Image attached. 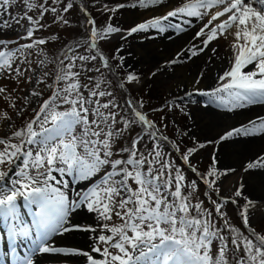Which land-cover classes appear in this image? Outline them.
I'll list each match as a JSON object with an SVG mask.
<instances>
[{
    "label": "snow or ice",
    "instance_id": "1",
    "mask_svg": "<svg viewBox=\"0 0 264 264\" xmlns=\"http://www.w3.org/2000/svg\"><path fill=\"white\" fill-rule=\"evenodd\" d=\"M14 2L26 11L23 17L3 20L0 36L13 20L19 24L22 18L35 25L26 30L31 42L16 48L9 47L12 41L0 38V76L15 75L19 79L25 71H33V76L36 73L30 68L22 71L17 61L29 63L27 50L48 41L32 39L34 31L46 27L28 15L37 5L32 0H2L3 10ZM161 3L163 0H132L130 4L117 3L112 8L105 5V10L148 8ZM73 6L72 0H68L63 12L67 13ZM39 8L41 18L51 11L56 13L54 21L69 24L56 7L49 9L40 4ZM80 10L90 26L88 39L84 41L88 54L76 51L82 47L79 41L66 45L57 57L54 73L43 72L35 80L36 85L46 83L51 75L52 83L47 85L50 95L39 103L38 110H33L34 116L21 128L10 136L0 137L3 146L0 148V221L7 229L13 251L18 240L28 242L27 254L17 256L16 264H35L36 253L81 256L84 264H264V230L257 232L251 225L256 212L264 209L244 195L243 183H238L230 195L219 196V178L235 173L236 169H218L214 152L212 164L205 173H200L190 162L198 148L189 147L181 152L179 144L173 142L180 159L207 189L203 195L213 208L205 207L203 200L196 199L200 183L197 179L189 181L183 169L163 151V143L169 138L142 111L143 102L127 97L126 107L121 108L116 101L109 87L111 81L101 72V68L111 72L109 58L98 46L100 40L122 31L131 36L172 29L179 35L189 28H198L192 39H199L202 46L193 43L177 52L176 58L169 61L176 64L185 56L191 59L204 52L234 28L230 33L233 40L231 54L226 58L227 67L221 69L216 86L197 91L209 97V103L228 112L264 105V0H184L166 14L139 22L128 30L111 23L98 28L86 8ZM57 39L52 36L53 41ZM211 51L215 54L217 49ZM38 55L43 56L38 60L39 66L50 63L42 48H38ZM119 59L122 62L124 58ZM98 60L100 67H88ZM93 71L99 76L89 75L87 82L82 83L81 76ZM33 76L27 78L29 83L33 82ZM138 79L132 72L126 75L128 83ZM118 87L124 89L125 82H120ZM0 94L5 99L11 95L3 86ZM42 95L34 87L25 96V105L32 103L30 97L39 100ZM23 111V108L18 110ZM0 119L10 122L6 112L0 113ZM133 126H139L141 131L130 143L119 146ZM260 135H264V116L230 127L215 143ZM16 161L20 164L16 165ZM14 165L16 170L10 178ZM243 171H264V154L248 160ZM53 173L59 174V178ZM98 176L99 179H94ZM65 177H70L71 182ZM82 181L92 182L85 188L74 189V195H70L72 184ZM213 195L219 199H213ZM19 199L32 216L30 224L21 216ZM229 203L237 205L244 230L231 223L225 210ZM213 209L218 220L213 219ZM80 212L92 215L93 223H73V216ZM113 217L119 222L114 223ZM73 231L89 234L87 250L56 246L52 240Z\"/></svg>",
    "mask_w": 264,
    "mask_h": 264
},
{
    "label": "rangeland",
    "instance_id": "2",
    "mask_svg": "<svg viewBox=\"0 0 264 264\" xmlns=\"http://www.w3.org/2000/svg\"><path fill=\"white\" fill-rule=\"evenodd\" d=\"M83 1L86 4L85 6L82 0H72L74 4L73 8L70 9L67 13H64L63 6L68 2V0H59V3H57L56 0H32V2L37 5V7L31 11H28V15H31L34 21L38 20L40 21V23L46 25V27L39 28L38 30H36L32 39L43 38L48 41V43H46L45 45L38 46V48L43 49V55L49 58L50 63H48L44 67L39 66L38 60L43 58V56L38 55V48H33L31 50H27V52L25 53L27 55L29 63H22L20 61L17 62L20 63L22 71L24 69L29 68L34 70L36 73L35 76H33V71H25L23 76L19 79L15 75L11 77L0 76V86L6 87L8 93L11 94L8 99H5L4 95L0 94V113L6 112L10 117V122L8 120L0 119V137L10 136L12 131L21 128L27 121H29L34 116L33 110H38L39 103H41L43 99L47 98L50 95L51 90L48 88L47 85L52 83L53 77L50 75L46 78V83H42L39 85L35 84V80L43 72H48L50 74L54 73L56 67L55 52L57 50H60L61 45H63L65 42H67V44L65 45H68L69 43H75L79 41L82 47L77 49L76 51H78L80 54H88L87 51H85V48L87 46L84 44V41L88 39V28L90 26L86 25V19H83L80 16L77 11V8H86L87 12L90 9V11L88 12L90 16L92 17V12L96 16V18L100 20L98 28H103L108 23H111L114 26L120 27L122 30H128L136 24V22L132 19H127L124 17L130 10L134 9L132 7H125L119 9L116 12H109L105 10V5H107L108 8H112L117 3L130 4L132 0ZM180 2L182 1L177 0V3L175 5L180 4ZM40 4H44L49 9L52 7H56L60 15H62L65 19L69 21V24L63 25L59 21H54L56 13H52L51 11L44 13L43 17L41 18V10L39 8ZM3 8L4 6L2 5V0H0V16H2V19L0 18V24H2L3 20H7L13 17H23L24 11H26V9L17 6V3L15 2L7 6L6 11H4ZM29 27L35 28V25H33L32 22L22 18L20 19L19 24H17L15 20H13L11 27L4 29L3 35L0 36V38L12 41L13 43H11L9 47L16 48L19 45L31 42V40L26 37V30ZM52 36H57L58 39L53 41ZM122 36H124L123 39ZM137 39L142 40L143 38H139L138 36L135 37L133 35L127 36L126 31H122L121 33L111 34L110 37L100 40L98 42L100 50L106 57L109 58V62L111 65V72H109L108 69L104 68H101V72H103L104 77L107 80L111 81L109 87L113 91L116 97V101L121 105V108L126 107L125 101L127 97H131L134 100L143 102L142 111L146 113L151 120L158 123L161 133L165 136H168L169 138L167 142L163 143V151L170 154L174 163L183 169L189 181L193 179L198 180V177L189 169L188 165L180 159V153L175 151L173 147V142L179 144L181 152L186 151V149L189 147L198 148V151L190 157L191 164L197 168L198 172L205 173L207 171L209 166L212 164V155L214 152L216 153L218 160L216 167L222 170L223 167L219 164V158H222V153L220 150L222 148H225V146H228V144L230 143V145H233V142H235L237 138L220 142L217 144L215 143V141H217L219 139V136L229 128L224 127L223 130L215 132L211 131V122L209 120H205L199 123L197 122V120L200 119V115L202 114L205 107L212 105L216 107V105L214 103H209L208 99L201 101L194 100L193 98H184L182 96L181 91L177 90L173 85L175 84L176 78H174L171 74L173 66V64L171 63L162 62L156 65L154 62L144 60L142 62H139L138 64H133L132 45ZM193 43H195L197 46H202L199 39L193 40L191 44ZM211 44L215 45V49H217V51L215 54L211 53L210 55H213L212 57H215L216 55V59L220 56V53L222 54V52L227 50L230 46L226 40L220 41L217 45L216 41L212 42ZM117 49H119L118 53ZM28 53H30V55ZM93 54L95 53L93 52ZM121 56L124 58L122 62L119 59V57ZM209 60L210 57H207L204 60V65H202L201 67L206 66ZM185 61L187 62L186 58H183L180 63H184ZM88 67H100L99 60L95 62V64L89 63ZM129 72H132L137 75V77L139 78L138 81L128 83L126 81V75ZM153 73L155 74L153 75ZM89 75L99 76V73H96L94 71L90 73H85L81 76V82L86 83L87 76ZM29 76H33L32 83L28 82L27 78ZM120 82H125L124 89H120L118 87ZM34 87L36 91L42 92L43 95L40 97L39 100L30 97L32 103L26 106L24 98L26 95H28L29 92L33 90ZM144 87L150 89L149 93H145ZM12 104H15L16 107L13 108L11 106ZM21 108H23L24 111L22 113H19L18 110ZM220 110L223 109L219 108V111ZM162 117L163 119H161ZM140 131L141 129L139 126H133L130 129V132L125 135L124 139L120 141L119 146H123L124 143H130L131 138ZM13 140L15 141V138H13ZM145 141H147V137H145ZM209 141H212V143H209ZM199 144H204L205 147L199 148ZM2 147L3 146H0V148ZM140 147L143 149V144H141ZM148 147H151L150 143H148ZM262 148L263 146L261 147V149ZM228 159L231 160L230 158ZM19 164L20 161H16V165ZM232 168L235 169L236 167L232 166ZM15 170L16 166L14 165L10 172V178L11 175L15 172ZM100 175H103V172H101ZM240 177L241 175L240 172L237 171V168L235 171V179H237L238 182H231L229 181V179H224L225 176L220 177L218 186L221 191L219 193V196L230 195L234 191V188L238 186ZM65 178L69 179V181L71 182L70 177ZM94 179H99V176L95 177ZM91 182L92 181L78 182L79 184H77V186H72L71 189H69L68 191L70 195H74V189L85 188ZM243 182V184L245 185L246 180H244ZM198 183H200V192L197 193L196 199L203 200L204 206L209 209H212L213 206L211 205L210 201H208V199L203 195V193L207 191L206 187L199 180ZM257 185L258 184L253 183L249 186H251L252 188H257ZM244 195L249 196V198L252 199L255 193L244 192ZM213 199H219V197L213 195ZM239 202L242 204L243 200L240 199ZM22 203L23 200L19 199L18 204L20 205V209ZM225 210L231 218V223L236 225L241 230H244V226L241 224L240 219L238 218L237 205L229 203L226 205ZM25 213H23L22 211L21 216L24 218V221L26 223L30 224L32 217L30 213L27 212L26 208ZM73 218V223H80L84 225L93 223L92 215L87 217L85 216L83 219H78L75 216H73ZM213 219L218 220V218L215 216L214 209ZM113 222L118 223L119 221L116 217H113ZM251 225L257 230V232L264 230V211L260 214H257V216L255 215L251 219ZM73 232L75 233V235H89L88 233L81 231ZM68 234L73 235V233L57 235L53 237L52 240L55 238L53 242L56 246H71L69 243L63 242L65 240L64 237ZM87 240L83 242L82 245L78 244L72 247L87 250V244L89 243V241ZM27 247V241L21 243L18 240V251L26 252ZM215 250L216 244L214 243L213 252H215ZM43 255H46L44 256L46 258L49 257V255L51 256L53 254ZM68 256L69 257L65 260H60L58 259V256H56L55 259L51 258L38 260L37 262H35V264H84L83 257L72 255Z\"/></svg>",
    "mask_w": 264,
    "mask_h": 264
},
{
    "label": "bare ground",
    "instance_id": "3",
    "mask_svg": "<svg viewBox=\"0 0 264 264\" xmlns=\"http://www.w3.org/2000/svg\"><path fill=\"white\" fill-rule=\"evenodd\" d=\"M179 1L182 2L177 5H175L177 0H163V3L156 6H151L148 8H134L133 10H130L124 17L127 19H132L137 24L154 16L166 14L168 10H172L184 2V0ZM1 17L2 16H0V18ZM193 23L196 24L197 22L193 20ZM216 23H218V21ZM196 30H198V28H189L187 32L181 33L179 35H177L172 29H168L165 33H159L157 30H150L148 32L133 34L135 37L138 36L139 38H143L142 40L137 39L132 45L133 64H138L144 60L154 62L156 65L162 62L169 63V61L176 58L177 52L191 47V43L193 42L192 37ZM234 31L235 29L233 28L229 30L225 36L216 39V45L222 40H226L230 45L233 40V36L230 33ZM212 48H215V45L210 44L209 48L205 49L204 52L192 57L191 59H188L187 56H185L184 58H186L187 62L185 61L184 63H180V61L176 64H173L171 74L174 78H176L175 84L173 85L177 90L181 91L184 98H193L194 100L201 101L207 99L210 100L209 97L200 95L197 89L209 90L211 87L213 88L216 86L217 76L221 73V69L227 67L226 58L231 54L229 51V46V48L223 51L222 54L220 53V56L216 59V55L215 57L210 55L213 53L211 51ZM207 57H210L209 62L206 64V66L201 67L204 65V60ZM201 73H203L202 76ZM197 81H199V83H196ZM187 93H192V95L189 96ZM216 108L217 107L213 105L205 107L202 114L200 115V119L197 120L198 123L209 120L211 122V131L215 132L223 130L224 127L230 128L241 123H245L251 119L264 116V105L252 106L233 112H228L223 108V110L219 111V108ZM233 143V145H230V143L228 146H225V148L220 150L222 153V158H219V164L223 167L222 170L232 168V166L236 167L237 171H239L241 175L239 183H244L243 181L246 180L243 191L246 193H255L252 199L256 201L259 209H264V171H243V166L248 160L264 153V135L249 138H237V140ZM262 146L263 148L261 149ZM53 174L57 175L59 178V174ZM224 179H229L231 182L237 181V179H235V173H230L229 175L225 176ZM253 183L258 184V187L252 188L249 186ZM77 184L79 183L76 182L72 184V186H77ZM21 208L22 211L25 212L23 205ZM33 211H35V207H33ZM262 212L258 210L255 215L257 216V214ZM74 216L78 219H83L85 216L87 217L90 215L86 212H80L78 215ZM2 223L3 222L0 221V264H6L7 258L12 252V249L9 246L7 231L2 227ZM70 233H73V235H66L63 242L69 243L71 246L78 244L82 245V243L88 239L86 234L82 236V234L75 235L74 232ZM26 254L27 252L21 254L20 256L22 257ZM44 256L46 255L36 253L34 256V262L43 259H55L56 256H58V259L60 260H65L69 257L68 255L61 254H53L51 256L49 255V257L46 258Z\"/></svg>",
    "mask_w": 264,
    "mask_h": 264
},
{
    "label": "trees",
    "instance_id": "4",
    "mask_svg": "<svg viewBox=\"0 0 264 264\" xmlns=\"http://www.w3.org/2000/svg\"><path fill=\"white\" fill-rule=\"evenodd\" d=\"M82 2L84 3V6L86 5L85 4V2L82 0ZM113 5V4H112ZM87 7V6H86ZM88 9V8H87ZM77 11H78V13L80 14V16L83 18V19H86V16H85V14L83 13V11H81L80 10V8H77ZM89 11H90V9H89ZM88 11V12H89ZM91 15H92V18L95 20V23H96V26L97 27H99V19H97L96 18V16L91 12ZM105 20V19H104ZM35 32V31H34ZM74 43V42H73ZM73 43H69L68 45H71V44H73ZM65 44H67V42H65L63 45H61L60 46V50H57L56 52H55V58H56V60H57V57H60L61 56V52H62V50L64 49V47L66 46ZM52 57V56H51ZM50 57V58H51ZM144 91H145V93H149V91H150V89H148L147 87H144ZM156 123V122H155ZM158 126H159V124L158 123H156ZM159 130H160V127H159ZM161 132V131H160ZM168 137V136H167Z\"/></svg>",
    "mask_w": 264,
    "mask_h": 264
}]
</instances>
